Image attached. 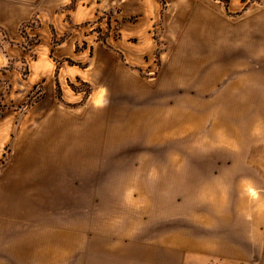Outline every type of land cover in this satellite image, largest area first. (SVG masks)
I'll return each instance as SVG.
<instances>
[{"label":"crops","instance_id":"0c3cea01","mask_svg":"<svg viewBox=\"0 0 264 264\" xmlns=\"http://www.w3.org/2000/svg\"><path fill=\"white\" fill-rule=\"evenodd\" d=\"M203 2L209 0H0V28L5 33L4 38L0 34V99L19 104L38 84L47 95L55 94L59 84L63 96L81 97L84 91L81 88L74 91L75 86L107 85L113 78L123 94L130 85L128 72L153 68V58L160 53L161 70L155 79L156 91L161 92L156 94L155 90L146 92L135 87L132 96L141 107L157 97L174 101V105L167 103L163 110L171 115L172 111H183L180 103L183 101V53L194 52L196 90L215 94L211 99L198 97L197 100H219L221 85L226 86L225 93L236 95L228 99L264 100V97L249 96L251 91L264 93V77L247 69L243 60L235 61L220 52L221 49L217 57L201 55L202 51L213 50L215 43L220 48L230 44L236 36L228 34L226 22L222 20L217 22L216 29L215 22L207 23L206 27L198 24L205 15ZM187 19L193 24L183 32V20ZM24 22L32 25L23 34L20 26ZM107 27L116 28L117 34H108L103 42L97 31ZM228 77L232 80L226 82ZM59 113L50 116H59ZM178 123L165 120L154 141L140 140L139 143L142 147L158 149L183 147V132L179 133L183 122ZM60 129L59 125L52 128L42 124L32 137L27 136L26 157L36 154L47 161H57L56 168L45 169L57 176H75L76 170L84 171L86 186H90L93 173L94 176L107 173L108 164L115 166L110 178L124 180L122 167L117 168L123 164L117 158L122 144L76 140L65 130L66 134L58 136L59 139L43 140L44 132L58 133ZM3 130L12 131L9 125ZM108 150H115L117 156ZM213 157L177 160L166 157L159 162L153 158L156 161L153 165L171 166L151 172L156 178L148 183V198L162 190L170 195L165 201L149 203L147 209L153 214L148 220L134 221L116 238L92 246L90 254H84L83 264H216L261 259L264 254V152L251 159L232 157L233 165L223 166L220 172H212L208 167L213 164ZM114 158L117 160L112 162ZM251 161L261 171L259 180L251 179L255 173L244 168ZM193 164L204 167L186 166ZM175 165L182 167L176 169ZM58 178L61 181L57 187L65 186L61 175ZM252 180L261 188L258 198H253L247 189ZM105 187L120 190L123 186ZM152 192L155 193L151 195ZM177 195L181 197L179 203L173 200Z\"/></svg>","mask_w":264,"mask_h":264},{"label":"rangeland","instance_id":"374dc122","mask_svg":"<svg viewBox=\"0 0 264 264\" xmlns=\"http://www.w3.org/2000/svg\"><path fill=\"white\" fill-rule=\"evenodd\" d=\"M202 8L205 15L198 24L206 27L207 23L215 22L216 29L217 22L222 20L226 22L228 34L236 36L230 44L220 48L215 43L213 50L202 51L201 55L217 57L221 49L220 52L235 61L243 60L247 69L264 77V0H209L203 2ZM208 17L211 19L207 20ZM192 24L191 20H183V32ZM153 63L154 74L148 73L151 69L128 72L130 85L125 87L127 92L123 94L113 78L107 85L75 86L74 91L80 88L84 91L81 97L63 96L59 91L47 95L44 89L39 94L35 92L36 85L29 97L19 104L0 99V264H71V260L72 264H83L84 254H90L92 246L116 238L134 221L148 220L153 214L147 209L149 203L165 201L170 195L163 190L152 192L155 197L149 200L148 183L156 178L151 172L171 166L153 165V162L166 157L177 160L214 156L213 164L208 167L212 172H220L223 166L233 165L232 157L251 159L264 152V100L228 99L235 94L225 93L224 85L218 87L219 100H197L198 97L208 100L215 94L196 90L194 52L183 53L182 112L172 111L170 115L163 111L167 103L174 105V101L160 97L151 103L145 101L149 103L145 107L139 106L132 91L135 92V87L146 92L156 91L155 78L161 70L160 53L155 54ZM231 80L232 77H228L226 82ZM148 82L153 84L145 85ZM157 91L156 94L161 92ZM249 96L264 97V93L251 91ZM57 111H60L59 116H50ZM165 120L183 122V128L179 129V133L183 132V147H142L139 141H154ZM42 124L52 128L61 126L58 133L44 132L43 140L57 139L66 134L65 130L76 140L122 144L117 158L123 164L117 168L122 167L124 180L110 178L115 166L108 164L107 173L96 176L93 173L90 186L85 184L84 171L76 170L75 176L59 174L65 186L58 188L59 176L45 171L56 168L54 165L58 162L25 154L27 136L32 137ZM8 125L12 131L3 130ZM108 151L117 156L115 150ZM180 167L175 165L176 169ZM257 167L254 161L244 165L249 172L255 173L250 177L254 181L261 178ZM253 180L247 189L253 198H258L261 188ZM108 184L123 187L108 189L105 187ZM173 200L179 203L180 195ZM216 264H264V254L252 262Z\"/></svg>","mask_w":264,"mask_h":264},{"label":"built area","instance_id":"2783aa9c","mask_svg":"<svg viewBox=\"0 0 264 264\" xmlns=\"http://www.w3.org/2000/svg\"><path fill=\"white\" fill-rule=\"evenodd\" d=\"M31 25H32V22H24V23H22L21 26H20L21 33L24 34L25 31L30 30ZM116 31H117L116 28L107 27V29H105V30L99 29L97 31V34H98L99 39H101L104 42L106 40V37H107L108 34H113V33L117 34ZM0 34H2L3 38L5 37V33L3 32V30L1 28H0ZM148 73L151 75V74H154L155 71L154 70H150ZM35 92H37L39 94H41L43 92V88H42V86L40 84H38L36 86V91Z\"/></svg>","mask_w":264,"mask_h":264},{"label":"trees","instance_id":"16d2710c","mask_svg":"<svg viewBox=\"0 0 264 264\" xmlns=\"http://www.w3.org/2000/svg\"><path fill=\"white\" fill-rule=\"evenodd\" d=\"M57 91H59V94L61 93V88L59 84L57 85Z\"/></svg>","mask_w":264,"mask_h":264}]
</instances>
